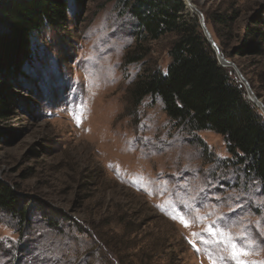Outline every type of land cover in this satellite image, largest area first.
Here are the masks:
<instances>
[{"label":"rangeland","instance_id":"374dc122","mask_svg":"<svg viewBox=\"0 0 264 264\" xmlns=\"http://www.w3.org/2000/svg\"><path fill=\"white\" fill-rule=\"evenodd\" d=\"M191 3L264 103V0ZM138 28L123 0H69L59 27L34 34L0 118V180L28 213L0 207V264H264V194L222 135L175 125L160 97L132 103L129 87L167 70L176 38L128 62ZM210 226L246 254L233 259Z\"/></svg>","mask_w":264,"mask_h":264},{"label":"trees","instance_id":"16d2710c","mask_svg":"<svg viewBox=\"0 0 264 264\" xmlns=\"http://www.w3.org/2000/svg\"><path fill=\"white\" fill-rule=\"evenodd\" d=\"M138 22V42L128 62L144 59V44L175 33L167 70L140 73L129 87L138 105L146 96L160 97L177 126L214 131L225 139L229 161L256 179L264 194V114L247 97L232 70L220 65L196 16L186 14L184 0H123ZM69 0H0V118L11 111L7 81L23 73L33 54V36L67 18ZM256 28H250L258 34ZM0 207L18 216L27 211L11 185L0 180Z\"/></svg>","mask_w":264,"mask_h":264},{"label":"water","instance_id":"95a60500","mask_svg":"<svg viewBox=\"0 0 264 264\" xmlns=\"http://www.w3.org/2000/svg\"><path fill=\"white\" fill-rule=\"evenodd\" d=\"M186 5L189 6L192 10L194 8V5L191 3V0H184ZM200 22L201 25L204 29V32L206 34V37L208 39V41L211 43L212 47L214 48L217 58L219 60L220 65L224 66V67H234V69L239 73L238 69L236 68V66L234 65V63L232 61H230L229 59H227L222 51L220 50L219 45L217 44V42L214 40V38L212 37L211 32L208 30L207 26H206V22H205V18L204 16L200 15ZM240 79L244 80L243 76H241L239 74ZM246 85V91H247V97L252 100L253 102H255L260 108H262L264 110V103L257 97V95L254 93V91L252 90V88L250 87V85L245 82Z\"/></svg>","mask_w":264,"mask_h":264},{"label":"snow or ice","instance_id":"6c2138e0","mask_svg":"<svg viewBox=\"0 0 264 264\" xmlns=\"http://www.w3.org/2000/svg\"><path fill=\"white\" fill-rule=\"evenodd\" d=\"M180 219L181 222L185 225V227L189 226V221L185 220L183 217H181ZM207 230L214 236L218 235L220 237V242L224 243L231 250L233 259H236L240 255L246 254L243 252V250L239 249L235 243H233L232 237L226 236V234H224L222 231H215L214 226H210ZM242 264H247V262H242Z\"/></svg>","mask_w":264,"mask_h":264}]
</instances>
